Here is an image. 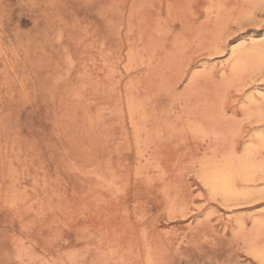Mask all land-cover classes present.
Returning a JSON list of instances; mask_svg holds the SVG:
<instances>
[{
	"label": "rangeland",
	"instance_id": "374dc122",
	"mask_svg": "<svg viewBox=\"0 0 264 264\" xmlns=\"http://www.w3.org/2000/svg\"><path fill=\"white\" fill-rule=\"evenodd\" d=\"M263 39L264 0H0V264H264Z\"/></svg>",
	"mask_w": 264,
	"mask_h": 264
},
{
	"label": "bare ground",
	"instance_id": "6f19581e",
	"mask_svg": "<svg viewBox=\"0 0 264 264\" xmlns=\"http://www.w3.org/2000/svg\"><path fill=\"white\" fill-rule=\"evenodd\" d=\"M250 40L251 41H249V44H244V46L247 47L249 50L254 49L257 46V44H261L260 42L257 43V41H255L253 38H251ZM238 64L239 61H236L233 64V66H236ZM254 89L257 96L264 98L263 87L254 88ZM233 174H234V170L230 166L226 165V166L214 167L205 174V179L206 181L209 182L211 186V190L213 192L219 193L224 197L231 198L239 194L233 183V179H232ZM263 260H264V253H263Z\"/></svg>",
	"mask_w": 264,
	"mask_h": 264
}]
</instances>
